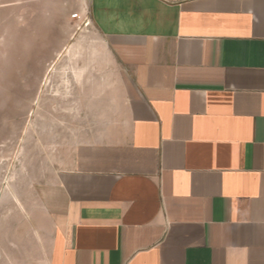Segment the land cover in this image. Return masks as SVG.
<instances>
[{"label":"crops","instance_id":"crops-1","mask_svg":"<svg viewBox=\"0 0 264 264\" xmlns=\"http://www.w3.org/2000/svg\"><path fill=\"white\" fill-rule=\"evenodd\" d=\"M89 13L117 91L41 188L47 264H264V0Z\"/></svg>","mask_w":264,"mask_h":264},{"label":"rangeland","instance_id":"rangeland-1","mask_svg":"<svg viewBox=\"0 0 264 264\" xmlns=\"http://www.w3.org/2000/svg\"><path fill=\"white\" fill-rule=\"evenodd\" d=\"M86 3L74 19L82 0H0V264H47L41 188L96 119L98 94L117 91Z\"/></svg>","mask_w":264,"mask_h":264},{"label":"bare ground","instance_id":"bare-ground-1","mask_svg":"<svg viewBox=\"0 0 264 264\" xmlns=\"http://www.w3.org/2000/svg\"><path fill=\"white\" fill-rule=\"evenodd\" d=\"M84 3H86V0H84ZM82 13H78V16H81ZM78 69V68H77ZM76 71V70H75ZM83 71V70H82ZM80 76V75H79ZM68 84V83H67Z\"/></svg>","mask_w":264,"mask_h":264},{"label":"built area","instance_id":"built-area-1","mask_svg":"<svg viewBox=\"0 0 264 264\" xmlns=\"http://www.w3.org/2000/svg\"><path fill=\"white\" fill-rule=\"evenodd\" d=\"M73 17H74V19H75V18H79L78 14H75Z\"/></svg>","mask_w":264,"mask_h":264}]
</instances>
